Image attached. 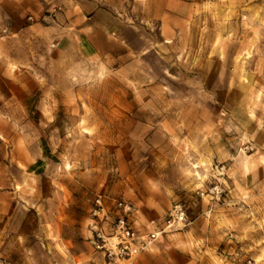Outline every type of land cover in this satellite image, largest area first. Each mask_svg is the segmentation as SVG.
Returning a JSON list of instances; mask_svg holds the SVG:
<instances>
[{
  "label": "rangeland",
  "instance_id": "rangeland-1",
  "mask_svg": "<svg viewBox=\"0 0 264 264\" xmlns=\"http://www.w3.org/2000/svg\"><path fill=\"white\" fill-rule=\"evenodd\" d=\"M97 194L108 223L120 198L140 232L175 200L187 222L109 262ZM179 248L264 264V0H0V264Z\"/></svg>",
  "mask_w": 264,
  "mask_h": 264
},
{
  "label": "built area",
  "instance_id": "built-area-1",
  "mask_svg": "<svg viewBox=\"0 0 264 264\" xmlns=\"http://www.w3.org/2000/svg\"><path fill=\"white\" fill-rule=\"evenodd\" d=\"M224 164L216 165V173L223 174ZM211 191L220 192L218 184ZM115 210L112 221L107 210L106 200L101 194L94 198L91 209L90 241L103 252L109 262L117 263L122 259H130L138 253L148 250L151 245L165 232L186 225L187 213L183 202L175 200L170 204L160 224L152 230L140 232L131 224L132 206L124 199H113ZM108 223V230L104 224Z\"/></svg>",
  "mask_w": 264,
  "mask_h": 264
},
{
  "label": "crops",
  "instance_id": "crops-1",
  "mask_svg": "<svg viewBox=\"0 0 264 264\" xmlns=\"http://www.w3.org/2000/svg\"><path fill=\"white\" fill-rule=\"evenodd\" d=\"M182 251V260L175 261V264H190V261L192 260L190 256H188L186 253L187 248H179Z\"/></svg>",
  "mask_w": 264,
  "mask_h": 264
}]
</instances>
